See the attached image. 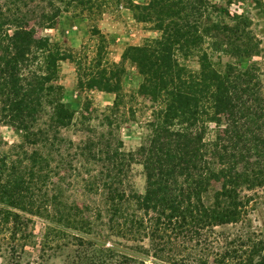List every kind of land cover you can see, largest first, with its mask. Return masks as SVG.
I'll return each mask as SVG.
<instances>
[{"label": "trees", "instance_id": "obj_1", "mask_svg": "<svg viewBox=\"0 0 264 264\" xmlns=\"http://www.w3.org/2000/svg\"><path fill=\"white\" fill-rule=\"evenodd\" d=\"M105 1L0 0V122L21 136L15 158L0 152V220L9 216L18 227L30 214L77 229L90 225L84 208L65 196L81 177L85 191H104L113 215L127 202L155 212L156 230L161 224L238 222L249 201L242 190L264 185L263 81L256 63L240 64L259 53V40L248 12L228 7L246 0H228L227 6L211 0H128L134 18L159 34L128 45L111 64L100 53L62 48L28 31L71 11L95 17ZM215 53L232 60L220 66ZM194 55L197 70L184 62ZM66 59L76 66L78 89L113 93L111 106L99 113L88 99L79 110L66 105L59 79V63ZM129 65L139 78L127 94L123 78ZM145 111L141 144L123 150L119 123ZM211 129L214 136L207 138ZM67 130L82 136L76 140ZM134 160L144 169L143 194H126L123 175Z\"/></svg>", "mask_w": 264, "mask_h": 264}, {"label": "rangeland", "instance_id": "obj_2", "mask_svg": "<svg viewBox=\"0 0 264 264\" xmlns=\"http://www.w3.org/2000/svg\"><path fill=\"white\" fill-rule=\"evenodd\" d=\"M39 1L42 0H34ZM211 1L224 6L228 2ZM105 2L101 13L95 17L75 15L71 11L45 27H36V32L28 31L47 35L62 48L83 50L89 56L100 53L102 59L110 64L120 61L128 45L141 44L146 38L159 34L151 24L134 18L128 0ZM228 7L235 13L248 12L251 29L259 40V53L240 60V64L242 67L249 63L257 64L264 92V0L258 6L246 0L243 3L234 1ZM221 55L215 53L212 56L214 61L220 62V66L232 60L227 55L219 59ZM184 62L193 70L199 68L197 55ZM128 67V73L123 78L127 94L137 87L139 78L135 69L130 65ZM59 79L64 86L63 101L70 108L79 110L83 101L88 99L92 103L91 108L101 113L114 101L115 95L111 92L79 90L76 66L69 59L60 61ZM148 114L149 111L139 112L137 117L119 123L117 133L123 141V150H134L141 144L147 132ZM97 122L93 120V124ZM213 124L210 126L214 127ZM66 134L76 140L82 136V133L72 130H67ZM213 136L211 129L207 138ZM20 141V132L16 128L0 122V152L10 153L15 158L20 149L14 145ZM85 178L89 179V176ZM123 178L126 194L145 192L146 178L138 160L131 161ZM79 180L65 196L84 208L90 225L77 229L68 227L69 224L64 221H53L47 215L27 214L31 220L17 227L9 216H3L0 220V264H262L264 185L242 190V198H249V201L243 218L238 222L212 226L161 224L156 230L155 212L145 213L136 209L133 202H127L121 212L113 215L111 206L103 199L104 191H97L96 188L85 191V182L81 177ZM210 194H205L207 203ZM60 207L54 205L56 209ZM137 218L144 220V226L134 222Z\"/></svg>", "mask_w": 264, "mask_h": 264}]
</instances>
